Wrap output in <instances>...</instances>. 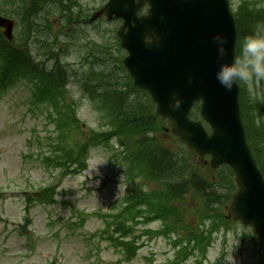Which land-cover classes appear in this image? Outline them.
Returning <instances> with one entry per match:
<instances>
[{"label": "water", "instance_id": "1", "mask_svg": "<svg viewBox=\"0 0 264 264\" xmlns=\"http://www.w3.org/2000/svg\"><path fill=\"white\" fill-rule=\"evenodd\" d=\"M132 1L123 2L135 28L122 37V46L129 52L123 62L133 83L150 92L158 116L171 120L173 136L202 151L231 157L241 174L255 173L241 136L237 87L230 79L235 30L226 1L146 0L150 15L141 20L134 18L137 7ZM146 37L152 42L145 43ZM195 100H202V115L217 127L213 141L203 140L200 126L187 120ZM237 129L238 144L233 139ZM254 180L262 187L259 177Z\"/></svg>", "mask_w": 264, "mask_h": 264}, {"label": "rangeland", "instance_id": "2", "mask_svg": "<svg viewBox=\"0 0 264 264\" xmlns=\"http://www.w3.org/2000/svg\"><path fill=\"white\" fill-rule=\"evenodd\" d=\"M264 6V0H260ZM80 4L86 6L90 13L104 4V0H79ZM233 8H235L239 0H231ZM3 8L2 0H0V10ZM14 10V8H11ZM54 24V20L51 21ZM58 20L55 21L57 25ZM115 27L113 24L107 26L106 24H98L97 29H86V38L78 41L79 45L90 46L91 40H99L97 30L103 31ZM23 35L22 28H18L17 33ZM263 47V61L257 66L255 76L248 74L250 79L249 88L251 92L259 98H264V42ZM33 56L39 53L37 46H30ZM41 51V50H40ZM69 53V50L67 51ZM67 53V54H68ZM71 54H78V50L72 48ZM78 62L77 59H68L69 64ZM52 66V64H48ZM64 71L63 68L59 69ZM67 73V72H66ZM14 88L8 89L3 97H0V175L2 173L10 174L15 165V154L20 152L23 147V142L29 136L28 132L32 125L41 126L42 118H34L26 113V106L23 104L27 97V89L22 84H14ZM71 94L75 104L77 117L79 118L85 135L91 129L98 126V117L92 110L90 104L81 98L78 89H71ZM36 127V128H38ZM12 130L17 133L13 136ZM40 133L41 131L38 130ZM38 133V134H39ZM40 135V134H39ZM80 137V136H79ZM3 150V153H2ZM47 151H45L46 153ZM111 153L103 148H93L89 152L87 161V169L83 173L74 176H66L63 178L61 188L65 190V197L68 199L77 213L93 214L105 213L109 210L110 204L123 193L124 184L123 176L119 168L114 163H109ZM13 168V169H12ZM43 171L39 169L32 170L30 177L35 182H40ZM70 212L64 211L65 222H68ZM74 219V218H73ZM71 219V220H73ZM38 224H43L44 219L41 215L36 216ZM75 221V219H74ZM36 223V222H35ZM154 227L157 225L153 224ZM103 228V223L100 219L92 215L87 219L81 229L74 230L73 234L69 231H64V262L63 264H89L92 259H86L89 250L92 248L91 243L87 240L95 234L97 230ZM249 230L239 225H232L228 231H223L217 237L216 243L209 250L207 258L203 264H256L257 258L261 252L257 244L248 242L242 245L239 236L243 232ZM144 240V239H143ZM142 240V242H143ZM55 245L50 241V249ZM175 250L171 248L169 242L165 238H158L152 241H146L143 248H141L136 258L126 263L120 261L122 257L115 252L111 247L102 243L97 258L93 259L96 264H164L171 260L174 256ZM145 258L150 259L148 262ZM195 260L191 259L188 262L193 263Z\"/></svg>", "mask_w": 264, "mask_h": 264}, {"label": "trees", "instance_id": "3", "mask_svg": "<svg viewBox=\"0 0 264 264\" xmlns=\"http://www.w3.org/2000/svg\"><path fill=\"white\" fill-rule=\"evenodd\" d=\"M241 24H243L241 20H238L239 27ZM254 34L255 31L252 30L250 35L244 33L238 37L237 56L241 69H243L245 59H252L255 53L254 45L250 48L248 44L250 40L253 41L257 37ZM247 46L250 49L248 56H245L242 50ZM3 47L5 46L2 45L1 48ZM103 47L108 46L102 43L96 47L95 54L88 53L92 58H85L84 61L89 66L81 72L77 81L82 93L93 102L100 119L110 127L107 133L96 134L95 137L109 140L114 136L118 139L119 144L123 137L131 139L132 145L126 150L127 156L130 160L139 159L142 164L140 173L145 176L150 174V181L158 186V189L150 194H145L140 188L133 192L139 202L142 201L148 210L154 212L152 219L170 223L173 228H176L177 223H180L183 218L180 213V205L174 200L183 198L190 191L202 194L205 207L202 213H207L214 204L213 201L219 200L220 197L212 192L206 193V190L213 184L205 173L183 164L184 161L178 159V154L171 153V150L168 149L169 139L161 133L162 124L156 120L148 98L144 93L139 94L132 88L126 74L125 77L122 76L123 79L121 78L123 74L119 72L122 67L118 55ZM107 56L109 61H103L102 66L98 67V60L100 58L107 60ZM11 59L14 61L11 63L12 67L19 71L24 70L19 60ZM93 61L96 65H93ZM41 82L43 89L39 91L44 92L45 95L58 92L55 83H45V79L42 78ZM248 95V90L243 84L241 106L247 139L264 174V129L257 123L260 117V113H256L257 104H252ZM141 96L144 98L141 99ZM226 175L230 179L228 172L222 173L220 178ZM226 196L225 194L223 198ZM217 217L220 218L219 213Z\"/></svg>", "mask_w": 264, "mask_h": 264}]
</instances>
